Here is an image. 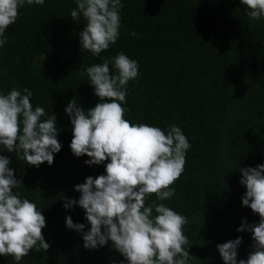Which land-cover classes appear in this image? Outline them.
I'll return each instance as SVG.
<instances>
[{
    "label": "trees",
    "instance_id": "obj_1",
    "mask_svg": "<svg viewBox=\"0 0 264 264\" xmlns=\"http://www.w3.org/2000/svg\"><path fill=\"white\" fill-rule=\"evenodd\" d=\"M122 3L121 35L100 57L81 50L78 32L84 21L70 16L74 0L26 5L5 32L0 91L27 87L33 107L50 103L63 145L51 166L45 162L38 168L15 153H3L12 157L20 195L42 209V232L50 243L47 252L30 250L20 264H118L123 259L110 244L84 248L81 235L65 224L68 215L85 223L84 211L78 205L63 207L64 197H79L76 184L104 172L103 165L85 164L87 155L71 152L73 134L64 108L72 98L85 109L93 107L99 98L84 69L121 51L138 61L140 72L128 84L125 118L162 129L175 123L191 144L184 171L170 185L176 194L164 201L188 218L189 264H224L216 245L237 236L243 238L238 259H246L251 233L237 228L243 218L252 223L259 216L242 206L246 187L238 168L264 163V19L250 20L240 0ZM133 30L136 37L129 35ZM155 199L151 194L146 203ZM0 264L16 262L0 256Z\"/></svg>",
    "mask_w": 264,
    "mask_h": 264
},
{
    "label": "clouds",
    "instance_id": "obj_2",
    "mask_svg": "<svg viewBox=\"0 0 264 264\" xmlns=\"http://www.w3.org/2000/svg\"><path fill=\"white\" fill-rule=\"evenodd\" d=\"M74 3L70 16L74 22L84 21L78 32L81 50L100 57L121 35L122 0ZM240 3L250 20L264 19V0ZM44 4L45 0H0V49L7 43L5 32L17 20L19 10ZM129 35L136 37L137 33L133 30ZM138 69V61L123 51L104 57L84 69L99 101L85 109L72 98L64 108L73 134L69 145L73 155H87L89 166H104L102 174L89 175L75 185L78 198H63V207L68 210L78 205L86 221L74 222L68 215L66 228L81 235L86 249L110 244L123 257L118 264H189V247H185L188 218L164 201L176 194L170 185L184 171L191 144L175 123L162 129L125 118L127 109L122 105L127 103L129 82L140 75ZM32 96L27 87L0 91V256H11L16 264L30 250L47 252L50 243L42 232L46 227L42 209L20 195L19 180L10 167L12 157L3 153H15L17 159L38 168L45 162L51 166L63 146L50 103L33 107ZM238 169L239 182L246 187L242 206L258 214L259 221L249 223L243 218L237 231L251 233L253 243L246 259H238L241 236L218 243L216 248L224 264H264V163ZM151 194L156 199L146 203Z\"/></svg>",
    "mask_w": 264,
    "mask_h": 264
}]
</instances>
